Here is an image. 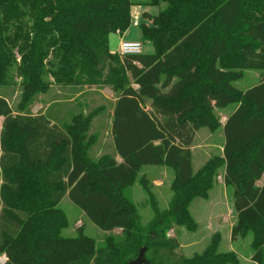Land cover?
<instances>
[{"label":"trees","instance_id":"1","mask_svg":"<svg viewBox=\"0 0 264 264\" xmlns=\"http://www.w3.org/2000/svg\"><path fill=\"white\" fill-rule=\"evenodd\" d=\"M168 8L142 24V41L153 54L121 57L109 47L111 34L131 26L132 0H0V87L18 64L22 100L14 111L0 94V258L5 264H130L147 248L148 264H229L232 254L177 258L178 244L166 240L173 220L194 229L187 211L206 198L217 170L234 190L237 222L232 240L254 233L253 261L264 264V80L239 91L233 83L247 70L264 71V0H151ZM54 54L57 69L47 61ZM56 84L102 85L116 96L112 136L116 153L91 155L95 113L62 126L33 113ZM237 104L228 117L224 159L194 173L192 148L202 127H218L214 109ZM159 144H156L158 143ZM145 166L176 173L171 209L142 227L125 194ZM263 181V185L259 183ZM139 183L147 187L143 176ZM65 197L98 228L119 229L104 246L78 228L63 237L68 220L59 205Z\"/></svg>","mask_w":264,"mask_h":264},{"label":"rangeland","instance_id":"2","mask_svg":"<svg viewBox=\"0 0 264 264\" xmlns=\"http://www.w3.org/2000/svg\"><path fill=\"white\" fill-rule=\"evenodd\" d=\"M151 0H132L135 6L131 9V15L135 12L139 14V27L130 26L123 37L124 41H139L142 44V52L145 54L155 53V47L151 43L142 41V24L153 26L154 18L158 17L168 8V4L161 2L159 6L149 5ZM153 6L159 9L151 11L152 13H144L145 10L139 6ZM141 10V11H140ZM159 10V11H158ZM138 15V14H137ZM123 36V34H120ZM120 45L118 46L119 49ZM118 50L116 51L117 54ZM18 66L20 56L16 55ZM47 61L52 62L50 70L57 69L58 60L54 54L50 55ZM14 65L9 74L8 84L0 87V94L5 96L17 112V107L22 100L23 86L22 77L19 73L18 66ZM45 79L50 83L51 87L41 93L33 106L35 115H48L47 108L54 100H61L56 108L59 112L63 111L62 105L67 106V111L72 108L70 104L80 102L84 115L95 113L93 120L95 121L101 106L108 110L113 109L116 96L110 88L102 85H83V86H66L56 84L54 77L47 73ZM264 80V71L247 70L245 76L241 80L233 83V86L239 91H246ZM81 93L79 96H77ZM70 101V102H69ZM66 102V103H65ZM238 105H230L228 108L214 109V116L218 121V127L212 130L209 127H202L197 133L192 148L194 173L203 169L210 161L219 158L224 159V124L228 117L237 109ZM85 109V110H84ZM57 110V109H56ZM49 116V115H48ZM52 120V119H51ZM93 121L90 134H94L95 123ZM2 118H0V135L2 129ZM91 155L98 157V150L93 145ZM1 156V149H0ZM144 176L147 181V187L142 186L139 180ZM226 167L221 166L216 173L214 184L208 192L206 198H194L189 204L187 211L195 225L194 229H190L185 225H179L174 220L169 223V229L166 231V240H174L178 244L175 254L177 258L192 259L196 256H202L207 249L214 243H217L216 254L226 255L232 254L237 263L229 264H251L250 255L255 252L253 248L254 233L249 232L240 236L238 242L231 240L232 229L237 222V214L234 210V190L225 184ZM176 179V173L172 168L167 166H157L150 168H142L136 183L125 190L126 196L135 204L136 212L139 216V223L142 227H148L151 222L158 218L160 213L168 212L171 209L174 191L172 190L173 182ZM0 177V185H1ZM263 185V181L259 186ZM59 208L65 213L68 225L65 227L61 235L63 237H76L78 228L82 226L84 233L92 237L96 241L97 247L104 246L109 236L116 239L123 237L122 231L117 229L113 233H107L94 225L87 216L76 207L68 197H65ZM1 213V207H0ZM139 256V255H138ZM5 256L0 258V264L5 261Z\"/></svg>","mask_w":264,"mask_h":264},{"label":"crops","instance_id":"3","mask_svg":"<svg viewBox=\"0 0 264 264\" xmlns=\"http://www.w3.org/2000/svg\"><path fill=\"white\" fill-rule=\"evenodd\" d=\"M139 7L142 8L143 10H145L144 13H149V14L152 13L151 11H154V9L155 10L159 9V8L153 7V6L140 5ZM151 16H154V15H151ZM126 32L123 34V36H121L119 33H114V34L110 35L109 47H110V51L112 53H116V51L119 50L118 46L122 42H125L123 40V37L126 34ZM137 42H139V41H137ZM142 53L143 52L141 51V54ZM80 94L81 93H79L77 96H79ZM60 101L61 100L54 99L49 104L50 106L47 108V111H48V115H49L50 119L53 120V123H56L57 125L62 126L65 123L71 122V120L73 119L74 116L81 114L80 110L82 109V107H81L80 102L77 104H70L69 107H72V108H70L67 111V109H66L67 106L63 104L62 105L63 111L60 113L59 108H56L57 105L60 103ZM115 102H116V99L114 100V104H115ZM114 106L115 105H113L112 110H108L104 106L100 107V110H99L97 117L94 121V123H95V130H93L94 134H91V135L94 136V140H95L94 146L98 150V157H101L102 155H105V154L115 155L116 161L118 163H122L123 162L122 158L116 153L115 144H114V140H113V136H112V132H111L112 122H113V114H114ZM82 113H84V112H82ZM2 121H4L3 118H2ZM2 125H3V122H2ZM156 144H159V142ZM150 167H157V166H145L144 168H150ZM1 182H2V179H1ZM231 240H232V233H231ZM232 242L237 243L238 239L236 241L232 240ZM254 253L255 252L253 251V253L250 255V258H249L251 264H257L255 261H253Z\"/></svg>","mask_w":264,"mask_h":264},{"label":"built area","instance_id":"4","mask_svg":"<svg viewBox=\"0 0 264 264\" xmlns=\"http://www.w3.org/2000/svg\"><path fill=\"white\" fill-rule=\"evenodd\" d=\"M137 13L134 15V13L131 15V26L133 27H139L140 22H139V14L140 12H135ZM120 34V33H119ZM142 51V44L141 42L137 41H125L120 44L119 50L117 54H119L121 57L127 56V55H136V54H141ZM4 263V262H2Z\"/></svg>","mask_w":264,"mask_h":264},{"label":"water","instance_id":"5","mask_svg":"<svg viewBox=\"0 0 264 264\" xmlns=\"http://www.w3.org/2000/svg\"><path fill=\"white\" fill-rule=\"evenodd\" d=\"M146 250H147L146 247L142 248L140 250L139 256L134 261H132L130 264H148V261L145 257ZM6 260H7V258L5 259L4 263H1V264H5Z\"/></svg>","mask_w":264,"mask_h":264}]
</instances>
